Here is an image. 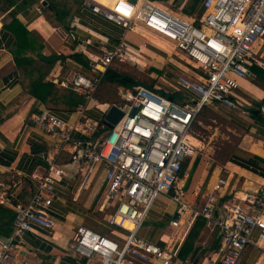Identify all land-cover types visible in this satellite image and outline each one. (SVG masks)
I'll return each instance as SVG.
<instances>
[{"label":"built area","instance_id":"1","mask_svg":"<svg viewBox=\"0 0 264 264\" xmlns=\"http://www.w3.org/2000/svg\"><path fill=\"white\" fill-rule=\"evenodd\" d=\"M160 2L114 0L108 7L83 0L84 6L126 31L139 27L164 37L202 76L177 74L173 82L179 97L135 86L124 95L126 102L121 108L125 115L109 129L102 144L73 140L85 163V177L97 166L105 169L107 199L115 201L116 206L107 221L114 235L80 225L72 233L68 248L87 264H177L178 250L168 251L140 234L156 198L163 194L178 203L172 226L190 228L199 216L204 217L208 225L218 229L219 264H238L249 245L264 244V184L253 192L236 191L217 218L216 192L228 180L219 176L211 190L203 194L197 185L192 192L195 198L187 199L180 172L200 147L201 140L193 127L202 110L217 105L237 107L233 93L239 89L240 79L253 77V66L264 71V0H203L202 12H193L192 17ZM124 39L92 58V75L71 71L65 78H51L55 85L85 97L86 103L77 108L80 118L85 117V105L94 99L107 68L116 60L126 62L132 57ZM79 43L84 50L83 42ZM85 43L91 44L92 40ZM133 108L136 110L131 113ZM30 120L64 143L71 141L73 129L87 132L97 125L87 120L70 124L45 105H40ZM66 175L63 165L57 164L55 158L49 159L46 172L34 175L36 187L29 201L16 205L12 204L15 195L11 187L0 180V203L10 204L16 212L8 240L0 238V264H15V251L33 226L54 227L50 210L55 184ZM199 196L201 204H197ZM20 264L38 263L22 259Z\"/></svg>","mask_w":264,"mask_h":264},{"label":"crops","instance_id":"2","mask_svg":"<svg viewBox=\"0 0 264 264\" xmlns=\"http://www.w3.org/2000/svg\"><path fill=\"white\" fill-rule=\"evenodd\" d=\"M42 1L20 10L17 17L40 39L43 44L42 54L67 55L64 63L57 61L47 77L50 80L53 77L65 78L71 71L92 75V58H96L102 50L115 48L123 37L131 51V58L147 68L144 69L152 75L149 77L154 80V85L162 90L178 92L180 96V91L175 90V83L172 81L177 74L202 76L201 72L182 59L179 51H170V42L160 35L139 27L126 31L122 26L93 11L91 7L84 6L83 1L71 20L72 30L67 32L62 27L53 26L45 18L41 8ZM94 1L108 7H112L114 3V0ZM187 1L171 0L160 3L172 11L182 12L181 8ZM202 1H199L196 12H202ZM14 8L13 6L10 10ZM8 12L0 10V180L11 187L15 195L12 204H26L36 187L34 175L46 172L49 159L55 158L57 164L63 165L67 170V175L59 178L55 184L56 193L50 210L55 221L54 227L51 229L35 225L27 231L19 250L15 251L16 260L29 259L38 264H87L68 248L71 235L80 225L114 235L107 221L115 210L116 202L107 199V179L103 166H97L85 177V163L73 140L85 139L97 146L102 144L110 131L103 123L105 113L111 104L116 103L98 96L85 105V117H79V109L58 112L70 124H76L77 121L84 123L86 120L93 125L97 124L87 132L73 129L70 142L64 143L58 137L35 126L30 120L31 114L44 104L32 96L21 83L12 51L16 39L3 28V24L12 19ZM87 39L92 40V43L87 45ZM79 42H83L84 50ZM75 52L86 56L90 68L69 57ZM141 54H147L159 61L160 64L152 68L164 71L163 83L158 80L157 73H151L148 58L139 57ZM129 62L130 59L124 63ZM113 65L115 69L122 71L118 69L119 63ZM251 71L254 76L240 79V87L233 93L237 107L207 106L208 109L218 112L229 126L239 132L241 138L238 139L234 151L222 163L213 159L194 165L192 159V164L181 179L184 186L187 180H192L191 193L200 185V194L209 192L211 184L219 176L228 180V184L216 192L217 218L222 214L224 205L234 199L236 191L253 192L264 184V75H258L253 67ZM166 81L169 82V87L164 85ZM131 90L126 88L125 93ZM122 99L125 104L124 96ZM189 198L195 197L191 194ZM201 202L202 198L199 196L197 204ZM0 205L5 208L0 209V217L11 222L16 214L15 208L10 204ZM177 211L178 203L169 196L160 194L147 214L140 234L168 251L179 252L193 226H172L170 222L177 218ZM0 228L3 230L1 235L10 236L5 234L9 227L2 223ZM217 233L218 229L206 222L194 245V248L197 245L202 246L196 258L190 261L193 248L186 258L179 257L180 262L177 261V264H219V255L213 249L216 241L220 242ZM238 264H264V244L262 247L249 245Z\"/></svg>","mask_w":264,"mask_h":264},{"label":"trees","instance_id":"3","mask_svg":"<svg viewBox=\"0 0 264 264\" xmlns=\"http://www.w3.org/2000/svg\"><path fill=\"white\" fill-rule=\"evenodd\" d=\"M37 1L39 0H0V10L9 11L8 14H10L12 18L8 23L3 24V28L12 33L16 39L12 51L16 67L20 73L21 83L32 96L39 99L46 107L55 111L56 113L61 111H75L81 104L86 103L85 97L77 94L72 89L59 87L47 78L57 61H62V63H64L67 55L59 54L45 56L42 54L43 44L41 43L40 39L25 26L19 17H17V12L26 7L32 6ZM46 1L47 4L41 7L45 18L53 26L62 27L67 32L71 31V20L73 19L75 12H77L83 0ZM199 1L200 0H188L183 6L184 13L190 15L193 12H196ZM13 6L15 8L10 10ZM69 57L80 62L86 68H90L89 60L84 54L75 52L70 54ZM253 69L258 75L263 77L262 75H264V71L262 69H260L258 66H253ZM102 82L115 83L130 89H133L135 86L142 85V83H144L136 80L130 74L111 67V65L104 73L101 83ZM147 86L164 95H168L170 97H179L178 92H167L166 90H162V88L155 86L154 83L153 85ZM188 162L189 159L183 164L182 170L180 172V179H182L185 170L188 167ZM197 163V160H194V165ZM0 209L4 210L5 208L0 205ZM13 219L11 222H9L8 219L4 220L2 217H0V224L3 223L6 227H9V230L5 231V234L9 235L12 233ZM205 224L206 220L204 217L199 216L178 253L180 258H186L187 255H189V253L193 250L195 242ZM0 232H3L1 228ZM218 246L219 240L216 241L213 249L217 250Z\"/></svg>","mask_w":264,"mask_h":264},{"label":"rangeland","instance_id":"4","mask_svg":"<svg viewBox=\"0 0 264 264\" xmlns=\"http://www.w3.org/2000/svg\"><path fill=\"white\" fill-rule=\"evenodd\" d=\"M163 3L171 0H158ZM184 13V11H182ZM187 16L192 17L193 13L188 15L184 13ZM150 36V35H149ZM147 41V39H145ZM170 51L175 49V45L170 42ZM151 47V46H150ZM152 49L156 50V48L151 47ZM157 52L161 53L159 50ZM148 58L149 63L151 64V73H157L158 74V80L163 83V72L161 70H156V68H152V66L159 65V61L156 59L150 58L147 54L146 56L141 54V58ZM130 62L128 64L124 62L114 61L113 63H119L117 65L122 72L127 74H132L133 78L144 82L147 85H153L154 80L152 79V76L149 71L146 70V67H143L140 62H136L134 59L129 58ZM134 60V61H133ZM177 60V59H176ZM127 62V61H126ZM111 67H114L112 64ZM146 68V69H144ZM93 73V72H92ZM166 80V79H165ZM169 81V80H168ZM166 81L164 85L166 87H169V82ZM173 81V80H172ZM146 86V85H144ZM173 88H171L172 90ZM126 87L120 86L119 84L111 85L108 82L101 83L99 87L97 88L96 92L94 93V98L100 97L103 99H106L109 102H114L116 104H124V100L122 99V96L125 95ZM167 90V89H166ZM194 134L198 135L201 144L200 147H197L196 155L194 157L189 158L188 167L192 164V159L197 160L198 163L204 162L206 160H215V162H224L230 154L234 151L235 147L237 146L238 139L241 138L239 135V132L229 126V124L218 114V112H215L213 109H208L207 106L202 110L196 121L194 122L193 127ZM198 143V142H196ZM187 167V169H188ZM185 170V172L187 171ZM192 174L190 175V177ZM192 180H187L185 185V191H186V197L187 199H190L191 191L193 189V186L191 184Z\"/></svg>","mask_w":264,"mask_h":264},{"label":"water","instance_id":"5","mask_svg":"<svg viewBox=\"0 0 264 264\" xmlns=\"http://www.w3.org/2000/svg\"><path fill=\"white\" fill-rule=\"evenodd\" d=\"M47 4V1L46 0H43L42 1V5H46ZM0 25H1V22H0ZM135 108H133L132 112L131 113H134L135 112ZM125 115V111L119 107L118 105L116 104H111L109 106V108L107 109L106 113H105V117H104V120H103V123L106 127H108L109 129L110 128H113L121 119L122 117ZM0 238L4 239V240H8V238L6 236H3L0 234ZM202 248L201 245H197L195 246L192 254H191V258H190V261L192 262L199 250ZM180 262V261H178ZM181 264H188V263H183L181 262Z\"/></svg>","mask_w":264,"mask_h":264},{"label":"bare ground","instance_id":"6","mask_svg":"<svg viewBox=\"0 0 264 264\" xmlns=\"http://www.w3.org/2000/svg\"><path fill=\"white\" fill-rule=\"evenodd\" d=\"M125 44L127 45L126 41H125ZM21 260H16L15 261V264H20Z\"/></svg>","mask_w":264,"mask_h":264}]
</instances>
